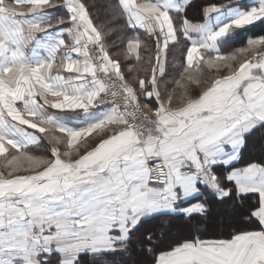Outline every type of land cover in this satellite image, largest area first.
Segmentation results:
<instances>
[{"label": "snow or ice", "instance_id": "obj_1", "mask_svg": "<svg viewBox=\"0 0 264 264\" xmlns=\"http://www.w3.org/2000/svg\"><path fill=\"white\" fill-rule=\"evenodd\" d=\"M264 0H0V264H264Z\"/></svg>", "mask_w": 264, "mask_h": 264}, {"label": "trees", "instance_id": "obj_2", "mask_svg": "<svg viewBox=\"0 0 264 264\" xmlns=\"http://www.w3.org/2000/svg\"><path fill=\"white\" fill-rule=\"evenodd\" d=\"M264 34V24L257 23L245 29L237 31L233 36L229 37L226 41V47L232 50L237 47L246 45L249 37Z\"/></svg>", "mask_w": 264, "mask_h": 264}, {"label": "crops", "instance_id": "obj_3", "mask_svg": "<svg viewBox=\"0 0 264 264\" xmlns=\"http://www.w3.org/2000/svg\"><path fill=\"white\" fill-rule=\"evenodd\" d=\"M251 26H252V25H251ZM247 27H250V26H247ZM247 27H246V28H247ZM244 29H245V28H244ZM239 30H242V29H239ZM239 30H236L235 32L231 33L229 37L233 36V35H234L237 31H239ZM229 37L226 38V41H227V39H228Z\"/></svg>", "mask_w": 264, "mask_h": 264}]
</instances>
